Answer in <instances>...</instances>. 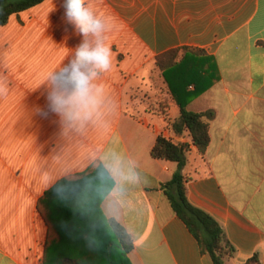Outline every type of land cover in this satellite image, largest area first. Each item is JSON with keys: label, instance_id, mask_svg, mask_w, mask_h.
<instances>
[{"label": "crops", "instance_id": "crops-1", "mask_svg": "<svg viewBox=\"0 0 264 264\" xmlns=\"http://www.w3.org/2000/svg\"><path fill=\"white\" fill-rule=\"evenodd\" d=\"M93 2L117 21L109 40L113 69L104 81L119 111L107 131L91 129L65 140L55 114L34 111L47 110V89L36 88L41 75L82 40L65 17L64 0H44L0 25V73L12 88L0 100V264H42L44 258L49 228L41 200L47 190L37 182L32 161L41 171L65 164L83 171L89 150L109 147L139 157L153 179L142 194L147 242L129 256L132 263L214 264L162 189L178 164L153 157L159 135L188 145V199L223 227L236 248L229 264H248L256 254L264 264V0ZM176 64L204 88L188 109L215 113L204 154L189 132H174L180 109L173 97L164 114L149 113L133 99L160 73L167 90L179 88Z\"/></svg>", "mask_w": 264, "mask_h": 264}, {"label": "clouds", "instance_id": "clouds-1", "mask_svg": "<svg viewBox=\"0 0 264 264\" xmlns=\"http://www.w3.org/2000/svg\"><path fill=\"white\" fill-rule=\"evenodd\" d=\"M64 8L67 21L82 40L41 75L36 88L46 87L47 110L34 111L43 117L55 114L59 136L67 140L91 129L107 131L118 117L119 106L104 81L113 69L109 40L117 28L115 17L100 12L93 0H64ZM11 92L8 77L0 73V100H7ZM83 167L82 171L65 164L48 172L32 161L41 188L50 190L55 202L71 213V219L60 221V230L89 253L118 251L131 256L142 251L147 242L142 194L153 179L139 157L115 147L94 148L85 154ZM61 264L82 262L73 258Z\"/></svg>", "mask_w": 264, "mask_h": 264}, {"label": "trees", "instance_id": "trees-1", "mask_svg": "<svg viewBox=\"0 0 264 264\" xmlns=\"http://www.w3.org/2000/svg\"><path fill=\"white\" fill-rule=\"evenodd\" d=\"M44 0H0V25L8 22L10 17L30 9ZM178 50L170 54L177 53ZM164 67V64H161ZM179 88H171L172 97L180 109L179 118L173 122L172 128L176 134L189 132L193 144L204 154L210 144V120L215 116L213 110L193 112L188 109L190 100L201 94L204 88H197L193 78L182 74L179 64H176ZM194 85V90L189 86ZM188 145L177 144L173 140L159 135L152 149V155L158 159L177 162L178 169L172 179L162 185L176 215L186 224L199 243L201 251L208 253L214 264H229L236 255V248L227 239L220 223L210 214L192 205L187 195V178L183 170L187 163ZM44 219L48 225V239L44 249L42 264H61L73 258H78L82 264H133L128 255L118 251L87 252L82 244L68 239L60 230L61 220L71 219L70 211L57 204L53 194L48 190L41 200ZM260 264L257 254L248 262Z\"/></svg>", "mask_w": 264, "mask_h": 264}, {"label": "rangeland", "instance_id": "rangeland-1", "mask_svg": "<svg viewBox=\"0 0 264 264\" xmlns=\"http://www.w3.org/2000/svg\"><path fill=\"white\" fill-rule=\"evenodd\" d=\"M162 63V58H160L158 60L160 68H162ZM153 80L154 83L152 86L142 84V86L134 92L133 99L135 98L140 101L139 103L142 104H140L139 107L145 109L149 113L164 114L168 111V101L172 97V91L167 90L166 87L163 86L162 73L156 75Z\"/></svg>", "mask_w": 264, "mask_h": 264}]
</instances>
